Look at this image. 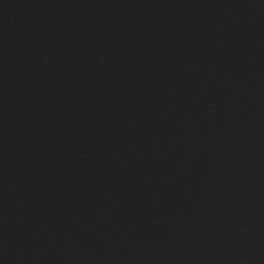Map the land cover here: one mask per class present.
<instances>
[{"label":"water","instance_id":"water-1","mask_svg":"<svg viewBox=\"0 0 264 264\" xmlns=\"http://www.w3.org/2000/svg\"><path fill=\"white\" fill-rule=\"evenodd\" d=\"M0 264H264V0H0Z\"/></svg>","mask_w":264,"mask_h":264}]
</instances>
